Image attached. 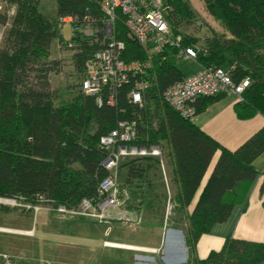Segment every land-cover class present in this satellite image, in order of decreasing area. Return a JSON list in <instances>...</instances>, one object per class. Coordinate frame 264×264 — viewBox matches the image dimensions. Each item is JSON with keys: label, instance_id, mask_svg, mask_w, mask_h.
Listing matches in <instances>:
<instances>
[{"label": "trees", "instance_id": "16d2710c", "mask_svg": "<svg viewBox=\"0 0 264 264\" xmlns=\"http://www.w3.org/2000/svg\"><path fill=\"white\" fill-rule=\"evenodd\" d=\"M38 1L9 0L16 5V12L0 49V197L19 198L32 205L42 197L52 206L68 207L77 206L84 197L97 198L99 184L108 175L102 166L108 152L99 146V137L119 120L134 119L137 137L132 143L161 147L173 192L168 196L167 190H158V186L166 187L160 158H125L119 164L121 187L129 190L136 203L130 205L149 208L155 200L169 201L171 212L178 217L174 223L186 225L188 259L183 264H264V240L231 235L224 238L220 249L203 258L196 256L200 235L224 222L233 206L244 202L257 174L253 161L264 152V125L229 150L205 134L193 117L177 114L162 99L167 86L184 76L171 47L154 56V77L142 107L129 101V85L117 88L116 103L108 105L105 101L98 104L95 96L83 93L80 83L69 99L55 104L58 94L50 90L49 75L59 72L60 63L50 57V51L58 39L59 18H81L87 13L97 17L99 6L97 0H55V17L49 18L39 11ZM187 1L164 0L166 18L175 33L180 22L191 17ZM203 1L221 30H213L201 46L187 36H182V43L196 48L200 65L226 67L234 81L248 76V86L233 105L238 118L264 115V0ZM4 19L0 15V23ZM115 25L116 36L125 44L123 58H144V48L126 36L119 17ZM95 47L97 43L87 42L70 47L72 64L81 77L84 60ZM224 95L198 98L195 114ZM217 150V160L198 192ZM156 179L161 181L159 185Z\"/></svg>", "mask_w": 264, "mask_h": 264}, {"label": "built area", "instance_id": "2783aa9c", "mask_svg": "<svg viewBox=\"0 0 264 264\" xmlns=\"http://www.w3.org/2000/svg\"><path fill=\"white\" fill-rule=\"evenodd\" d=\"M99 15L87 13L60 18L72 24V40L65 44L72 47L75 42L97 43V47L85 58L80 89L87 95L95 96L96 102L105 101L108 105L116 103V89L129 85L128 99L132 104L142 107L144 93L154 77V56L165 48H175L179 60L195 61L197 50L192 45H184L182 36L175 33L166 18L164 0H97ZM120 18L126 36L138 42L145 51L142 59L123 58L124 41L116 36V21ZM60 23L57 34L61 36ZM249 84L248 76L234 81L229 69L223 66L200 65L199 68L181 79L169 84L162 93V99L183 118L195 115V102L204 96L219 93L231 95L235 100ZM136 120H119L108 132L100 135L98 144L108 152L102 166L108 175L99 184L97 198H82L77 206L64 204L53 206L57 214L68 217L87 218L94 222L123 221L140 222L139 217L124 208L126 196H120L116 176L119 164L124 158L151 155L160 158L163 170L161 147L159 145L140 146L132 143L137 137ZM124 194H125V190ZM169 196V194H168ZM168 202V211L171 205ZM36 205V204H35ZM33 209L39 207L32 206ZM106 245L114 243L104 242ZM11 264L9 256L0 253V260Z\"/></svg>", "mask_w": 264, "mask_h": 264}, {"label": "rangeland", "instance_id": "374dc122", "mask_svg": "<svg viewBox=\"0 0 264 264\" xmlns=\"http://www.w3.org/2000/svg\"><path fill=\"white\" fill-rule=\"evenodd\" d=\"M187 2L190 6L191 17L180 22L177 33L183 37L195 38L198 46H201L205 37L211 35L213 30L220 32L221 27L213 21L205 8L203 0H188ZM38 9L49 18L55 17V0H39ZM15 12V4L10 3L9 0H0V15L5 18V22L0 23V49L8 39V32ZM59 23L62 33L60 38L58 36V39L53 41L50 51V57L59 60L60 63L59 72L50 73L49 75L50 90H57L56 93L58 94L55 104L69 99L74 91L79 88L81 81V75L74 68L71 61L73 49L67 48L65 45L72 40V24L68 20L62 23L59 21ZM177 65L184 73L193 72L198 68L195 61L187 63V61L180 60ZM161 152V158L163 159L162 149ZM120 169H118L116 182H118V187L122 189L120 196H126L123 206L131 211L130 213L136 214L140 222L112 221L97 223L87 218H70L57 214L52 209L53 206L45 202L42 197L39 198L36 205L23 203L19 198L0 197V208L9 213L2 222L0 221V224L8 228L21 227L31 232L24 236L18 235L21 234L17 233L18 231L13 233V230L12 232L1 230V253L5 254L6 252L11 264H45L46 261L50 264H134L133 260L137 257L134 254H146L141 250L133 249L134 246L153 245L161 247L165 239V232L171 226H177L182 229V232L185 231L186 225L184 222L174 223L178 218L177 214L167 210L168 202L165 198L160 201L155 200L149 208H145L144 204L140 208L131 206L130 204L136 203L131 200L129 190L126 187H121L120 175H122V172L120 173V171L122 170ZM160 169L162 175V168L160 167ZM157 177H159V173ZM156 181L159 180L156 179ZM160 182L157 184L159 185ZM158 187L159 192L166 190V187ZM123 190H125V194ZM169 205L171 204L169 203ZM32 206L39 208L35 210ZM30 210H32V213L28 215ZM16 211L19 212L18 214L23 213L28 216L21 220L18 218L20 223H17L18 215H16ZM104 242L114 243L115 245H106ZM57 243H61L62 246H54ZM117 244L131 246L132 249L130 250L133 251L112 247ZM49 245L54 249H51V247L49 249ZM183 257L184 254L180 253L177 258L170 257V259L181 262L185 258ZM160 259L157 256L151 263L138 260L136 264H162ZM0 262L3 263L2 259Z\"/></svg>", "mask_w": 264, "mask_h": 264}, {"label": "crops", "instance_id": "0c3cea01", "mask_svg": "<svg viewBox=\"0 0 264 264\" xmlns=\"http://www.w3.org/2000/svg\"><path fill=\"white\" fill-rule=\"evenodd\" d=\"M188 62L190 61H187V63ZM196 63L198 64L199 68V62L196 61ZM193 72H183V74L189 75ZM234 102L235 99L233 96L224 95L223 97L210 102L205 107V109L196 113L192 119V121L196 123L205 134H207L208 136L216 140L220 145L229 150L236 149L262 125H264V115H261L260 113H256L254 116L247 119L238 118L233 108ZM218 155L219 150H217L213 155V158L201 180L198 192L205 184L217 160ZM253 165L257 170V174L248 189L244 202L235 204L228 218L224 222L214 224L208 233L200 235L196 243L197 257H206L211 250L220 249L223 244L224 238L228 235H231L234 238H241L246 240H264V190H261V185L262 183H264V152H262L253 161ZM169 171V167L166 166L163 162L162 180L166 186L167 194H169L170 196L173 192V189ZM197 194L194 198V201L196 200ZM31 211L32 210H30L29 212L30 214H28L27 212L26 213L28 215H31ZM15 213L16 215H18L16 219L17 223H20V220L22 218L28 216L24 215L23 213L18 214L19 212L17 211ZM8 214V211L5 212L0 208V221L2 222ZM1 230L8 232H12L13 230V233L18 231L17 233H21L18 235L24 236L31 233L29 230H24L21 227L8 228L0 224V231ZM165 234V239L161 247L153 245H142L138 247L134 246L133 249H138L146 252V254H134L137 256L136 259L133 260L134 264H136L138 260H142L145 263H151L157 256L161 258L160 261L162 264L185 263L188 259V252L185 244L184 231L182 232V229L177 226H171L169 231L167 229ZM182 240L184 241V246ZM54 246L60 247L62 246V244L57 243ZM50 247L51 249L53 248L49 245V249ZM112 247L129 250L132 249L130 248L131 246H127L124 244H117L116 246ZM1 252L2 251H0V253ZM180 253L184 254L185 258L183 257V261L180 262L175 261V259H170V257L177 258ZM46 262L44 263L46 264ZM47 264H50V262H47Z\"/></svg>", "mask_w": 264, "mask_h": 264}, {"label": "water", "instance_id": "95a60500", "mask_svg": "<svg viewBox=\"0 0 264 264\" xmlns=\"http://www.w3.org/2000/svg\"><path fill=\"white\" fill-rule=\"evenodd\" d=\"M169 231V230H168ZM180 235H181V233H180ZM182 243H183V246H184V241L182 240Z\"/></svg>", "mask_w": 264, "mask_h": 264}, {"label": "bare ground", "instance_id": "6f19581e", "mask_svg": "<svg viewBox=\"0 0 264 264\" xmlns=\"http://www.w3.org/2000/svg\"><path fill=\"white\" fill-rule=\"evenodd\" d=\"M7 201H8V200H7ZM7 201H6V202H7Z\"/></svg>", "mask_w": 264, "mask_h": 264}]
</instances>
